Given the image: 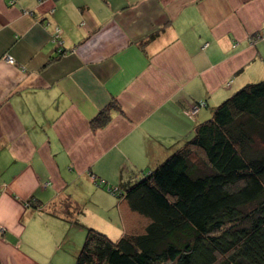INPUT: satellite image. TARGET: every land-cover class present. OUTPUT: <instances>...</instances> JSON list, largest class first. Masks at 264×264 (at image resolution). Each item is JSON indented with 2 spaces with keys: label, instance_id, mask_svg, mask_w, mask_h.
Segmentation results:
<instances>
[{
  "label": "crops",
  "instance_id": "obj_1",
  "mask_svg": "<svg viewBox=\"0 0 264 264\" xmlns=\"http://www.w3.org/2000/svg\"><path fill=\"white\" fill-rule=\"evenodd\" d=\"M263 31L264 0H0V264H74L90 225L124 235L134 212L109 187L264 79Z\"/></svg>",
  "mask_w": 264,
  "mask_h": 264
},
{
  "label": "trees",
  "instance_id": "obj_2",
  "mask_svg": "<svg viewBox=\"0 0 264 264\" xmlns=\"http://www.w3.org/2000/svg\"><path fill=\"white\" fill-rule=\"evenodd\" d=\"M115 105L91 127H104ZM122 187L109 190L146 225L116 240L84 227L74 264H264V79L222 100L161 163Z\"/></svg>",
  "mask_w": 264,
  "mask_h": 264
},
{
  "label": "rangeland",
  "instance_id": "obj_3",
  "mask_svg": "<svg viewBox=\"0 0 264 264\" xmlns=\"http://www.w3.org/2000/svg\"><path fill=\"white\" fill-rule=\"evenodd\" d=\"M263 33H264V31H263ZM10 57V58H12L10 55H8V54H6L5 56H4V60L6 61V57ZM8 64H16L15 63V60L12 58V62H8ZM201 102H203V101H201ZM203 103H205V102H203ZM194 107V106H193ZM192 107V108H193ZM202 107V106H201ZM192 108H190L189 110H188V114H189V116H191V117H193L194 116V114H191L190 113V111L192 110ZM91 121L92 120H90V128H91ZM100 128V127H99ZM97 129V128H96ZM105 199H98L97 201L99 202V203H101V204H103V201H104ZM30 201H28L27 203L30 205L31 203H29ZM59 204H60V202H58L57 203V206H59ZM84 209H85V206H84ZM85 211V221H87V222H94V221H96L95 219L97 218V216H96V214L95 215H93L90 211H92V210H84ZM93 212V211H92ZM84 218V216H79L78 217V219L80 220V222L81 223H83L81 220ZM84 224V223H83ZM86 225V224H85ZM146 225V219H144L143 217H141L140 215H138L137 213H134V214H132L131 215V218H130V227L131 228H134V227H142V226H145ZM88 227H92V228H94V229H96V230H98L99 232H102V233H104V234H106L105 232H103V231H101V230H99V229H97V228H95L94 226H88ZM78 232H82L83 234H82V236H81V234L79 233L78 234ZM125 233V232H124ZM107 235V234H106ZM109 235H111L112 237H113V240H116V239H119V237H121L116 231H113V232H111V234H109ZM108 236V235H107ZM109 237V236H108ZM84 238H85V230H81V229H79V231H77V232H75V235L73 236V239H74V243L77 245V243H78V247L80 248V246L83 244V241H84ZM110 238V237H109ZM112 239V238H111ZM79 248H78V250H79Z\"/></svg>",
  "mask_w": 264,
  "mask_h": 264
},
{
  "label": "built area",
  "instance_id": "obj_4",
  "mask_svg": "<svg viewBox=\"0 0 264 264\" xmlns=\"http://www.w3.org/2000/svg\"><path fill=\"white\" fill-rule=\"evenodd\" d=\"M59 33H60V30L59 29H56L55 38L58 37ZM6 62H9V63L12 62V58H10L9 56L6 57ZM202 105H204V104H202ZM197 111H198V107L194 105V107L192 108V110L190 111V113L191 114H196Z\"/></svg>",
  "mask_w": 264,
  "mask_h": 264
}]
</instances>
